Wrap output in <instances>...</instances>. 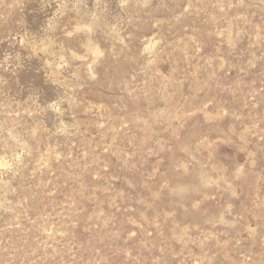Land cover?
I'll return each instance as SVG.
<instances>
[{
    "label": "rangeland",
    "instance_id": "1",
    "mask_svg": "<svg viewBox=\"0 0 264 264\" xmlns=\"http://www.w3.org/2000/svg\"><path fill=\"white\" fill-rule=\"evenodd\" d=\"M0 264H264V0H0Z\"/></svg>",
    "mask_w": 264,
    "mask_h": 264
}]
</instances>
